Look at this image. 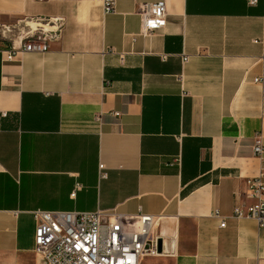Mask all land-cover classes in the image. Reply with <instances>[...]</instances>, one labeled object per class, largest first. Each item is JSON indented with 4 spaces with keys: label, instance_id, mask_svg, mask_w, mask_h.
Here are the masks:
<instances>
[{
    "label": "crops",
    "instance_id": "crops-1",
    "mask_svg": "<svg viewBox=\"0 0 264 264\" xmlns=\"http://www.w3.org/2000/svg\"><path fill=\"white\" fill-rule=\"evenodd\" d=\"M158 1L0 0V264H40L37 210L152 217L140 264H264V228L232 216L262 166L264 0H163L140 34ZM58 20L47 52L4 60Z\"/></svg>",
    "mask_w": 264,
    "mask_h": 264
},
{
    "label": "built area",
    "instance_id": "built-area-1",
    "mask_svg": "<svg viewBox=\"0 0 264 264\" xmlns=\"http://www.w3.org/2000/svg\"><path fill=\"white\" fill-rule=\"evenodd\" d=\"M92 1L102 5L105 15L116 12V0ZM257 2L258 0H248L250 5ZM138 15L140 34L147 35L163 29L167 22L166 3L162 0L145 4L138 10ZM63 24L62 20H58L54 30H41L27 36L20 48L12 46L3 51L4 60L13 61L23 53L47 52L49 42L59 37ZM6 31L10 29L7 28ZM187 61L188 57L184 55L183 64ZM260 81V78L254 80L255 83ZM253 152L261 159L262 166L256 176L246 181L247 196L252 203L246 207H234L232 216L237 219H253L261 229L264 228V144L260 135L256 136ZM170 165L180 167L181 159L173 158ZM99 170L100 176L105 178L104 165L100 164ZM32 214L36 222L34 251L40 264H140L143 257L160 254L159 239L150 232L154 219L149 216H124L101 210H37ZM214 216L221 220L220 227L224 228L226 217L217 212Z\"/></svg>",
    "mask_w": 264,
    "mask_h": 264
},
{
    "label": "water",
    "instance_id": "water-1",
    "mask_svg": "<svg viewBox=\"0 0 264 264\" xmlns=\"http://www.w3.org/2000/svg\"><path fill=\"white\" fill-rule=\"evenodd\" d=\"M158 251H159L160 253H161V251H162V244H161V241H159Z\"/></svg>",
    "mask_w": 264,
    "mask_h": 264
},
{
    "label": "rangeland",
    "instance_id": "rangeland-1",
    "mask_svg": "<svg viewBox=\"0 0 264 264\" xmlns=\"http://www.w3.org/2000/svg\"><path fill=\"white\" fill-rule=\"evenodd\" d=\"M3 29L6 31V29H7V28H6V27H4V28H2V30H3ZM0 32H1V30H0Z\"/></svg>",
    "mask_w": 264,
    "mask_h": 264
}]
</instances>
